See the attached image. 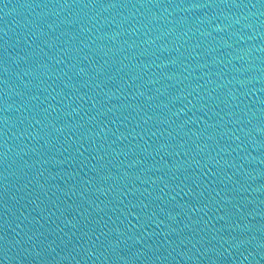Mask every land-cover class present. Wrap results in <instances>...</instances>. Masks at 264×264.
Returning <instances> with one entry per match:
<instances>
[{"label":"water","instance_id":"obj_1","mask_svg":"<svg viewBox=\"0 0 264 264\" xmlns=\"http://www.w3.org/2000/svg\"><path fill=\"white\" fill-rule=\"evenodd\" d=\"M0 264H264V0H0Z\"/></svg>","mask_w":264,"mask_h":264}]
</instances>
